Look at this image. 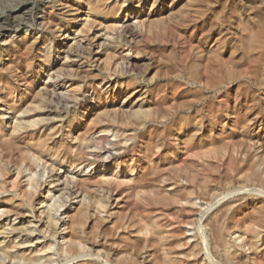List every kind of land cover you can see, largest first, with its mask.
I'll return each mask as SVG.
<instances>
[{"label": "bare ground", "instance_id": "bare-ground-1", "mask_svg": "<svg viewBox=\"0 0 264 264\" xmlns=\"http://www.w3.org/2000/svg\"><path fill=\"white\" fill-rule=\"evenodd\" d=\"M62 1L60 6L67 5L66 0ZM183 1L80 0L70 6V10L77 11L65 21L63 8L55 11L59 0H0V38L8 37L4 40L1 58L16 53L22 58L0 65V204L5 206L0 210V223L11 220L12 216L22 219L21 224L1 225L0 264H55L54 254L44 260V255L38 257L40 255H32L30 250V253L16 250L31 240L28 243L27 238L26 242L21 238L23 242H18L13 237L35 232L48 235V230H52L56 238L59 233L62 235L59 230L62 224L65 243L57 248L63 256L60 264H243L242 255H246V251L254 252L260 247L264 250V226L261 227L264 205L252 201L250 206L246 202L244 209L249 206L253 209L251 213L242 211L243 216L238 215V222L243 220V223H236L238 231H233L235 227L228 229L220 220L238 209V198L221 203L217 217L214 216L208 226L205 216L208 211L203 205L199 207L195 199L196 195L201 196V191L206 194H202V198L207 196L209 184L199 188L202 181L200 184L195 183L198 177L190 179L195 183L193 186L198 185L197 194L185 185L184 174H192L193 171H188L191 166L199 167L192 165L195 162L191 160L189 167L187 163L181 164L187 161L183 158L188 157L190 151L186 156L182 154L180 162L176 151L186 140L190 142L189 136L193 133L205 136L217 126H227L225 134L231 131L234 135L255 125L264 127L261 116L251 118L257 111H264V105L251 104L250 81L239 87L240 93L234 98L207 102L210 107L207 119L196 113L194 118L192 114H182L183 118L175 120L178 112L169 116L162 110L164 101L158 97L161 89L153 95L154 89L141 84L134 74L136 68L144 64L134 53L143 25L155 23L174 34L176 29L196 21V10L187 11L181 5ZM141 4L145 13L135 10ZM221 22L220 28L212 33L214 44L206 48L193 45L182 65L186 83L197 91L195 104L202 103L206 91L222 90L236 79L261 72L264 39L259 32L245 27L234 32L235 38H239L235 43L243 48L230 46L231 57L224 59L218 49L229 41L230 30L224 29L227 21ZM75 25L80 27L72 30L71 26ZM70 34L76 36L69 48L59 46L51 50L59 41L70 40ZM149 44L144 43V46L148 48ZM96 45L102 50L96 51ZM55 54H65L58 66L52 64ZM200 67H203L201 72ZM47 71L52 72H49L51 79L71 83L67 89L69 95L63 94L68 97L59 98L57 90H53L52 87L60 83H44L39 89L43 78L38 80L37 77ZM262 83L264 85V80ZM88 89H93L96 95L95 104L92 98L85 96ZM56 95L59 99L55 101L51 97ZM73 109L78 112L74 121L68 118ZM43 113H59L61 125L49 123L48 118L41 117ZM234 114L238 115L236 120L232 118ZM36 115H40L39 118ZM190 125L195 132H190L189 136L186 132V140L182 139ZM112 131L115 140L111 139ZM246 138L247 142L243 140L241 145L248 143L253 148L243 144L247 151L242 150L238 155L241 153L248 164L246 178L258 179L261 177L259 165L264 162V153L260 155L264 135L255 133ZM214 140L209 141L214 143ZM233 158L230 159L232 165H237V158ZM86 167L95 173L88 177L75 175L74 170L84 171ZM215 167L211 163V169ZM201 168L205 167L201 165ZM56 180L63 181L61 188L51 187ZM58 188L63 190V196L55 193L52 196ZM260 193L264 192L257 194ZM66 195L78 198L75 205L68 204ZM221 198L211 208L219 206ZM61 208L63 212L59 213ZM63 217L69 220L63 223ZM247 218L260 227L255 230ZM44 224H48L46 231ZM31 225L34 227L30 228ZM192 225L199 231L188 236L183 227ZM205 227L209 229L207 232ZM244 228L245 234H239ZM231 238L237 248L233 244L229 246ZM51 246L48 248L52 249ZM249 259L251 261L246 260L245 264H257ZM262 261L259 259V263Z\"/></svg>", "mask_w": 264, "mask_h": 264}, {"label": "rangeland", "instance_id": "rangeland-1", "mask_svg": "<svg viewBox=\"0 0 264 264\" xmlns=\"http://www.w3.org/2000/svg\"><path fill=\"white\" fill-rule=\"evenodd\" d=\"M78 1H80V0H66L65 3L67 5L64 4V6H63V4H62V6H60V4L63 1L59 0V2L56 3L55 11L63 8L62 9V12H64V15H63L64 18L63 19L65 21L69 20L73 17V14L77 11L75 9L70 10V9H72L70 6L72 4L73 5L76 4ZM83 1H85V0H83ZM181 5H184V8H186V10L187 9H193V11L196 10V12H195L196 21L176 29V32L174 34H172L171 32L167 31L165 28H162L155 23L154 24L153 23L152 24L146 23L145 25H143V27H141L139 29L140 30L139 31L140 36L137 37L138 39H136V40L138 43H135V47H134V50H135L134 53H135L137 59H141L144 62L143 65L138 66L136 68L137 71H135L134 74H135V76L138 75V78L141 81V84L148 86L150 89H154L153 95H155V93H157V90L159 91V89H161V92L158 95V97H159V99H162V101H164V102H162L163 103L162 104V110H163V112H165L164 114L171 116V115H173V113L178 112L179 114H177L176 118H175V120H177V119L183 118V117H181L182 114H192L193 115L192 117L194 118V115L197 113V114H201L202 116H205V119H207V117H209L208 113H210V110H209L210 107L208 105H206L207 102H210L214 99L217 102H219V101L224 100L228 97L234 98V96H237V94L240 93L239 87L241 85L246 86L245 83H248V81H250L249 84L251 87L250 89H251L252 98H253V102H251V104L253 103V104L259 105L258 103H260L261 105H264V97H263L264 85H262L263 84L262 81L264 80V61L262 62V68H261V72L259 75H252V74L250 75L249 74L247 76V78L242 77V78L236 79V81L229 83L228 85L224 86V88L222 90L206 91V94L203 97L204 99H203L202 103H198V104H195V98L197 96V91L195 88H192V86H190L186 83V75L184 74L185 71L182 72L183 62H185L186 56H188V54L191 53V51L193 50V48H194L193 45L198 44V46H200L201 48H206V47H209L210 45L214 44V42H213L214 38L212 37V33L217 28H220V24H222V22H221L222 20H223V22L227 21V23L224 25V29L228 28L230 30V34H228V36L230 35V38L228 39L229 41H227L225 47H223L224 45L223 46L221 45V48L218 49V51L220 52V55H222V57L224 59L231 57V54H230L231 52H230V48H229L230 46L234 45V47H237V45H238L239 48H243L242 45L238 44L237 42L235 43V40L239 41V38H235L234 32L238 33L241 31L242 28L245 27L246 29H248L250 31L259 32V34L264 39V0H184ZM75 7H78V5H75ZM135 10L138 13L139 12H142V13L146 12L145 7H143V9H142V4L139 5L138 7H136ZM77 24H79V22H77ZM161 26H163V25H161ZM79 27H78V25H75L73 27L71 26V29L75 30ZM67 33H71V31L67 32ZM13 34H16V33H13ZM18 36H19V34H17L16 37H18ZM75 36H76L75 34H70V38H71L70 40L59 41L57 46H52L51 50L54 51L55 48L59 47V46H66V49H67V47L69 48V45L73 43V41H74L73 38H75ZM6 38H4V39L0 38V65L1 64L3 65L4 63L9 64L12 59H22V58H19L18 53L14 54V55L13 54L7 55L4 58H1V55H2L1 49L3 47H5V41L4 40L5 39L8 40V37H6ZM122 39L123 38H121V40ZM223 39H224V37H223ZM209 42H210V44H209ZM144 43H150L149 47L148 48L145 47ZM101 48L102 47H99L98 45H96L95 50L101 51L102 50ZM262 51L264 53V47L262 48ZM64 55L65 54L58 56L57 54H55L52 58V64L58 66L59 63H61L60 61ZM199 70L201 72V70H203V67H200ZM49 72L52 73L53 70H52V72L47 71L45 74L37 77L38 80H39V78H43L42 84H40L39 89L43 88L42 86H44V83H48V84L52 83L55 85L57 83H60L59 80L56 81L57 79H55V80L51 79ZM182 73L184 74V76ZM29 75H31V74H29ZM17 78H18V76L17 77L14 76V79H17ZM65 81H62L60 83V86H57V85L55 87L50 86L49 87L50 88L49 89L50 90L49 95L50 94H51L50 96L53 95V93H52L53 91L51 90V87H52V88H54L53 90H55V91L57 90L56 93H57L59 98L63 99V98L68 97L66 95L68 94L67 92L70 89L71 83L69 81H66V83H65ZM100 82H101V80H97V83H100ZM23 87L21 86V88H23ZM227 87H228V90H226ZM63 94H66V95H63ZM57 95L53 96L51 98H53L56 101L57 99H59L57 97ZM148 95H150V94H148ZM85 96L92 98L94 104L96 103L95 102L96 95L94 94L93 89L92 90L88 89V91H86V93H85ZM55 103L56 102H54V104ZM92 112L93 111L88 113L87 116L85 117V119H87L91 115ZM77 113L78 112H76L74 109L71 110V113L68 115L69 116L68 118H70L73 121L76 120ZM36 116H37V118H39L38 116H40V115H36ZM169 116H166V119H168ZM255 116L256 117L261 116L264 119V111H262V112L257 111V113L252 115L251 118H253V117L255 118ZM41 117L48 118L49 119L48 122L53 123L55 126L57 125L59 127L61 125V120H60L61 116L59 113H55V114L43 113V115H41ZM58 117H60V118H58ZM237 117H238L237 114H234L232 116L233 120L235 118L237 119ZM163 119H165V117H163ZM193 127H194L193 125H190L188 128H186L185 133H184V135L181 136V138L182 139L185 138V140H186L185 136L187 133H188L187 135L189 136L190 132L191 133L195 132V131H193ZM64 129H67V126H65ZM226 129H228L227 126H223V127L217 126L215 128V131H210V132H212L211 138H213V140L215 139L214 143H211V142H213V140L210 138V132L209 131H207L204 134L205 136H203V134L202 135H198V134L195 135L193 133V135H190L189 137L191 139H193L194 141L191 140L189 137L187 138V139H190L192 146L191 145L189 146L188 144L190 142H189V140H186L187 144L186 143L180 144L182 146H178L179 148L176 151L179 153L178 154L179 156L177 157V159L180 162L184 155L186 156L189 151H190V153H189V155H190V154H192L191 152L193 150H195L193 152L194 155L193 154L190 156L188 155L189 159L187 156H186L187 158L186 157L183 158V159H186L187 161H185V160H184V162L181 161V164L185 165L187 163L186 165H188V167H189V164H190L189 160H191L192 162L193 161L195 162L194 164H192V165H195V167L200 168L201 165L203 167H205L204 169L203 168H201V169L197 168L196 169V168H193L194 166H191L188 171H189V173H191L192 171L193 172H192V174L187 173V176H189L190 178H188L186 176V174H184L186 178L183 177V179H184L183 182L185 185L192 187L195 194H197V192L198 193L200 192V190H199L200 187H206V185L209 184V186L207 187L209 192L206 191L207 192V196H206L207 198L206 197L202 198V194H204V193H202V191H201V193H199L201 196L198 197L196 195L197 199H195L197 201V205H199V207H201V205H203L204 207H206L204 209L205 210L207 209L206 211H208V213H207L208 215L207 214L205 215L206 216V222L209 221V223H206L208 226H209L210 222H212L217 217V212H219V210L221 209V207H220L221 203L225 204L227 201H235L238 198L237 199L238 200V203H237L238 204V209H237L238 211L235 210L231 214H229V216L226 215L225 218L222 217L223 219L221 218V220H220L222 225L226 224L225 226H227L228 229H230V227H235V226L238 227L237 225H235L236 223L237 224L243 223L242 222L243 220L238 222L239 221L238 217L243 216V214H244L243 212H246L245 214H247L248 212H250V209L251 210L253 209L252 207H250L253 204L252 201H254L256 204L258 203V205L259 204L264 205V193H262V194L260 193L259 195L257 194L260 191L264 192V162H263L262 166L259 165V170L261 171V177L258 179L249 180L245 176V174H246L245 172L248 168V166H247L248 164L246 161H244L241 153H240V155H238L239 152H241L242 150L247 151L246 149L251 146L248 143L247 144L245 143L246 145L244 143H242V145H241V142H244L247 139L246 137H248L250 134L262 133L264 135V127H262V126L260 127L258 125H255L249 129H247L246 130L247 132L246 131H244V132L239 131V132L235 133V135L231 131H228L225 134ZM84 130L85 129H83V132H84ZM217 132H218V134L220 133L222 135V137L224 135L226 136V137H223V139L225 138V141L221 137L220 138L218 137L221 135L220 134L218 135ZM112 134H113V131L110 133V135H111V139L115 140V138L112 136ZM242 135H243V137H241ZM192 136H194V137L192 138ZM196 136H197V138H196ZM213 136H215V137H213ZM217 138H218V140H217ZM244 138H246V139L244 140ZM199 139H201V140H199ZM226 140H228L229 142L230 141L233 142L235 145H233V143L227 144ZM192 141L195 143H193ZM245 142H247V141H245ZM243 144L245 146L248 145L249 147L247 146V148L245 149V146ZM186 146H189L191 148V150L189 147L187 148ZM185 147L188 151H185L186 150V149H184ZM182 150L185 153L186 152L187 153L184 154V152ZM248 150H251V149H248ZM210 151H211V153H210ZM260 151H261L260 155H262L264 153V149H262ZM251 152H252V150H251ZM182 154H183V156H182ZM223 155H224V158L222 159ZM231 156H232V158L233 157L237 158V165H235V164L232 165L233 163L231 162V160H232ZM206 157L207 158L209 157V158L206 160L205 159ZM193 158H196V159H193ZM204 159H205V161H204ZM228 159L231 162V163L229 162L230 164L227 163ZM201 161H203V162H201ZM188 162H189V164H188ZM209 162H210V165H207ZM204 163H205V165H203ZM211 163L216 166L215 167L216 170H214L215 168L211 169ZM199 164H200V166H199ZM235 168H237V169H235ZM85 170H87V171H85ZM85 170L82 171L80 168H78V169L74 170L75 171L74 173H75V175H78L79 177H88V176H91L92 173H95V171H93L92 173L90 170L88 171L87 167L85 168ZM193 173H196L197 175L195 176ZM191 175H194V176L191 177ZM47 177L48 176L46 175L42 178L43 182L41 181V184L44 183V181L46 180ZM196 177H198V179ZM190 179L191 180L197 179V180H195V183L200 182V184L202 181L203 186L201 185L197 189L198 185L193 186L194 181L190 182ZM62 183H63L62 180L59 182L56 180V182H54L53 186H51V187H54L55 185H57L58 187L61 188ZM60 188L53 191L52 196L54 195V193L56 196H59V194L60 195L62 194V196H63L64 193L61 192L63 190L60 191L59 190ZM201 189H205V188H201ZM209 189H211L212 191H210ZM210 192H212L213 195H211ZM204 195H206V194H204ZM209 196H210V198H208ZM67 197H68V195H66V199H67ZM212 197H213V199H212ZM68 198H69L68 204L73 203L75 205L76 200H78V198L74 195L72 197H68ZM220 198L222 200L220 201V203H218L219 206H215V207L211 208L212 204L213 203L215 204ZM239 198H241L242 200ZM202 199L205 201H203ZM206 199H207V201H206ZM243 200H245V201H243ZM206 202H207V204H206ZM246 202L250 206H249V208L244 209L243 205ZM203 206H202V208H203ZM4 207L5 206H1V204H0V210ZM240 207H242V209ZM63 209L64 208H61L60 209L61 212L59 211V213H62ZM45 215L43 214V217L46 220ZM230 215L231 216L233 215V216L231 217ZM214 216H216V217L214 218ZM10 219L11 220H8V221L6 220L4 223H0V230H1L2 226L6 223H7V225L11 222L14 224H21L22 223L21 218H17L15 216H12ZM225 219H227V220H225ZM62 220H63L62 222L64 223L65 221L67 222L69 220V218L63 217ZM247 220L246 221L249 222L251 225V222H252V221L250 222L251 219L249 220L247 218ZM252 223H253L252 225H254L253 228L255 230H257L258 227H260V225L255 223V221H253ZM255 224H257L256 228H255V226H256ZM250 225H248V226H250ZM252 225H251V227H252ZM44 226H46V227H44ZM192 226L183 227L184 230L186 229L185 231H187L188 236L189 235L193 236V235H195V233H197L199 231L197 226H193V227ZM262 226H264V224H262L261 227ZM33 227L34 226H32L30 228H33ZM42 227H44L45 228L44 231H46L48 224L47 225L44 224V225H42ZM236 227L233 228L232 230L234 231L236 229ZM253 228H251V229H253ZM49 229H52V228L49 227ZM63 229H64V225L62 224V226L59 228L60 232H62V235L59 233L57 236L58 238L53 237L54 232L52 230H48V235H47V232H46V235L43 233L41 235V233L35 232L32 235H25L26 237L20 236L19 238H17V236H19V234H18L15 237H13V238H16V240L18 242H23V241L26 242L28 240L27 242L29 243V241L31 240L30 241L31 243H29V244L26 243V245L24 244L19 249L17 248L16 250H19L21 252H23L24 250H26V251L28 250L27 252L30 253V251H31L32 255L33 254L36 256L40 255L38 257H41L44 255L43 256L44 260L47 259L46 256L54 254L53 256L55 257L54 259L56 261L55 264H60L63 261V256H61L57 250L60 248L61 245H63L65 243V240L63 238V233H64ZM205 229H206V227H205ZM208 230L209 229L207 228L205 232H207ZM245 230H246L245 228L242 229V231L240 230L239 234H245L244 233V232H246ZM50 231H52V232H50ZM236 231H238V228L236 229ZM241 232H243V233H241ZM231 234L232 233H230V235ZM237 235H238V232H237ZM0 236H2V235H0ZM45 236H47V237H45ZM233 237H235V234ZM21 238H23L22 239L23 241L21 240ZM26 238H27V240H26ZM228 238L230 239V236H228ZM54 239H56V240H54ZM231 241L229 242L230 247L235 244L233 242L234 238H231ZM49 245L50 246L52 245L51 246L52 249L48 248V247H50ZM235 247H236V245H234V248ZM48 249H49V251H48ZM34 250L35 251L38 250L37 252H39V253L35 252ZM257 250L254 249V252H250V249L248 251H246L248 253L246 255L245 254L242 255L241 261H243V259H245L244 263L243 262L242 263L245 264L246 260H248L247 262H250L251 260L249 258H251L257 264H264V263H262L264 261L263 260L264 250L262 247H260ZM262 250H263V252H262ZM43 251H45V252H43ZM239 252H241V251H239ZM255 252L257 253V255H255L256 254ZM246 257H247V259H246ZM261 257H262V259H261ZM58 258H60L61 261ZM259 259H260V261H262V260L263 261L259 263ZM255 260H258V261H255ZM246 264H248V263H246Z\"/></svg>", "mask_w": 264, "mask_h": 264}]
</instances>
